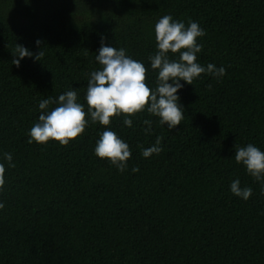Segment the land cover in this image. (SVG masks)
Segmentation results:
<instances>
[{"label":"trees","instance_id":"16d2710c","mask_svg":"<svg viewBox=\"0 0 264 264\" xmlns=\"http://www.w3.org/2000/svg\"><path fill=\"white\" fill-rule=\"evenodd\" d=\"M164 15L198 22L197 62L226 69L180 81V125L146 110L132 127L89 114L66 146L28 142L41 100L75 90L87 112L102 38L141 61L154 90L148 58ZM16 44L33 53L19 67ZM106 128L130 147L123 172L95 155ZM158 136L162 151L145 158ZM249 143L264 151V0H0V264H264V180L235 161L234 145ZM236 179L251 187L247 200L231 192Z\"/></svg>","mask_w":264,"mask_h":264},{"label":"clouds","instance_id":"9594fccd","mask_svg":"<svg viewBox=\"0 0 264 264\" xmlns=\"http://www.w3.org/2000/svg\"><path fill=\"white\" fill-rule=\"evenodd\" d=\"M205 31L198 22L189 20L187 26L183 21L174 20L171 15H164L155 23V39L157 51L149 56L151 68L158 72L156 87L153 90L146 83L147 68L138 60L126 54L124 48L107 46L101 42L98 55L95 60L101 65L99 70L92 71L87 82L85 105L78 102V95L75 90H68L53 99L51 97L39 102L42 110L38 122L30 128L29 143L44 144L50 140L59 142L61 145H68L73 139L83 134L89 120L90 114L93 123L98 122L108 126L113 117L123 115L124 125L132 127L133 121L129 117L147 111L149 114L159 118L161 125H167L174 129L183 120V105L179 103L177 95L179 89L183 88L180 81L193 84V80L201 74L207 73L215 77H222L226 73L224 67L217 68L213 63L202 66L197 62V53L202 51V45L197 42L198 37L204 36ZM37 45L41 41H36ZM169 52L179 54L178 59H170ZM13 64L20 66V60L24 57H32L33 53L21 44H16ZM44 52L40 50L35 54V59L41 61ZM171 81V83H169ZM50 104L56 106L49 109ZM146 133H150V120H144ZM161 137L156 138L153 146L143 149L142 155L145 158L153 153L159 154L162 151L159 146ZM235 161L243 164L247 172L256 180H264V151L249 143L244 147L234 145ZM95 155L101 159L107 158L119 171L127 168V161L131 157L129 145L122 140L116 132L104 130L99 135L95 145ZM5 158L10 166L12 156L5 153ZM133 172L139 171L133 168ZM5 184V166L0 163V189ZM231 192L247 200L251 194V187H241L240 180L231 182ZM264 191V187H262ZM4 204L0 202V209Z\"/></svg>","mask_w":264,"mask_h":264}]
</instances>
